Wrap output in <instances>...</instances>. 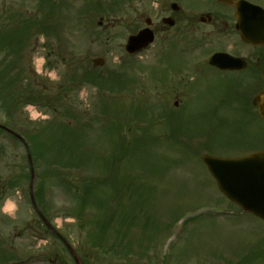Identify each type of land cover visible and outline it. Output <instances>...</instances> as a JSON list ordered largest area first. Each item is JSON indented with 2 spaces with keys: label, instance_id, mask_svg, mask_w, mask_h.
Segmentation results:
<instances>
[{
  "label": "rangeland",
  "instance_id": "374dc122",
  "mask_svg": "<svg viewBox=\"0 0 264 264\" xmlns=\"http://www.w3.org/2000/svg\"><path fill=\"white\" fill-rule=\"evenodd\" d=\"M51 1L59 7L52 20L42 0H0V29L13 26L9 20L19 16L24 23L40 18L43 26V34L32 29L15 54L0 46V70L13 63V73L21 74L11 76L19 78L16 91L5 90L9 110L0 109V124L21 135L37 133L40 127L41 136L48 139L61 136L60 123L80 122V152L89 153V168L80 170L64 169L61 163L66 159H56L55 154L43 156L35 189L38 185L49 221L69 233L85 264H264L263 222L226 200L201 161L204 154L238 158L264 150V121L253 120V110L241 105L238 96L234 100L233 92L219 85L209 67H194L209 47L191 41L193 29L185 21L173 30L163 28L159 3L152 0H126L122 13L114 16L88 10L97 2L107 5L116 0ZM122 2L118 0L119 7ZM194 3L204 5L203 0ZM148 17L157 26L156 42L129 59L127 39L136 27L146 26ZM226 46L239 49L232 40ZM96 58H103L105 65L94 66ZM40 65L42 75L36 74ZM111 73H117L132 92L116 95L84 83L86 75ZM23 93L32 95L42 121L32 123ZM42 94L52 106L42 105ZM118 127L121 151L117 143L113 149L105 131L117 138ZM97 154L104 158L100 170H93ZM26 156L21 143L0 132V249L6 255V260L0 255V264L15 262L22 229L16 218H33ZM109 157L116 164L102 169ZM101 178L107 183L96 185ZM88 185L94 193L79 220L76 189L84 197ZM7 204L12 209L4 216ZM80 226L93 236L98 227L108 229L104 232L110 236L104 234L96 243L103 250L94 248L88 236L86 241L79 237Z\"/></svg>",
  "mask_w": 264,
  "mask_h": 264
},
{
  "label": "flooded vegetation",
  "instance_id": "af4514ba",
  "mask_svg": "<svg viewBox=\"0 0 264 264\" xmlns=\"http://www.w3.org/2000/svg\"><path fill=\"white\" fill-rule=\"evenodd\" d=\"M184 1L161 0L163 28L173 30L185 21V24L193 29L191 41L199 44L210 42L208 43L209 50L200 56L203 62L197 65L206 69L209 67L217 75L216 81L220 86L236 94L239 103L243 104L245 108H251L255 114L253 120H263L253 102L258 94L264 93V47L251 46L242 41L241 34L237 31L234 6H214L211 4L213 0H206L207 4L198 5L193 0H189V4L186 5L187 14L184 15ZM245 1L264 8L262 0ZM168 21L174 26H167ZM151 24L154 32L157 33L155 22H151ZM230 40L238 43L239 49L227 47L226 42ZM36 45L37 42L35 48ZM248 49L252 51L247 52ZM214 53H227L242 59L246 67L242 70L223 71L211 66L208 59ZM4 219L10 221V219ZM40 226L43 228H36L34 224H31L29 228L18 231L15 264H76L68 243L70 241L69 233L63 229H45L43 224ZM76 247L75 245L76 253H78ZM79 259L81 264H85L82 252Z\"/></svg>",
  "mask_w": 264,
  "mask_h": 264
},
{
  "label": "water",
  "instance_id": "95a60500",
  "mask_svg": "<svg viewBox=\"0 0 264 264\" xmlns=\"http://www.w3.org/2000/svg\"><path fill=\"white\" fill-rule=\"evenodd\" d=\"M237 9L238 29L242 32L243 39L254 45L264 44V11L244 2L239 3ZM251 22L253 24H250ZM246 30H251L252 32L262 31L263 37L259 40L256 39V35L246 38L243 35ZM152 42L153 36L151 33L144 31L139 36L130 39L127 51L130 54L139 52ZM227 60L230 63L237 62L231 58ZM212 61L215 64L221 63L223 66L226 63L222 57L218 56ZM94 63L96 66L104 65L102 59H97ZM255 105L259 108L260 114L264 118V95L255 99ZM203 162L216 180L219 190L228 199L239 205L245 212L264 220V152L241 159H219L204 156ZM33 182L34 176L32 178V186Z\"/></svg>",
  "mask_w": 264,
  "mask_h": 264
},
{
  "label": "trees",
  "instance_id": "16d2710c",
  "mask_svg": "<svg viewBox=\"0 0 264 264\" xmlns=\"http://www.w3.org/2000/svg\"><path fill=\"white\" fill-rule=\"evenodd\" d=\"M44 2H45V0H42V3H44ZM15 31L16 32H15V34H13V39L11 40L10 43L14 42L15 38H17L18 36H21V33L19 30H15ZM115 74H117V73H114V74L111 73L107 77H98L96 75H86L85 76L86 79H84V83H86V81H87L90 85H94L96 87H99L103 91L106 90V91H110V92H123L124 90H127L128 87L126 86L125 82L119 80ZM12 79H13V81H11ZM17 79H19V78H17V77L12 78L11 76L6 75L4 72L0 71V109H1V111H3V109H5L6 111L9 110L8 102H7V100H5L3 98V95L5 93V90H9L11 92L16 91L15 87H17ZM121 82L124 83L123 86H121L119 84ZM43 94H44V92H43ZM43 94H42V96H43ZM30 95L28 96V99H29ZM22 97L25 98L26 94L23 93ZM30 101H32V99H30ZM41 102L43 105L45 104V102L49 105L48 102H50V100L48 97L43 96ZM52 105H53V103H50L49 106H52ZM5 116L10 117L8 115H5ZM70 118L72 119V117H70ZM59 125L61 127V132H58V134H60L61 136H57L56 134H53V137L45 139L44 137L46 134L44 136H41V134L44 131L41 129H39V131L37 133L33 132L32 134H26L25 135L27 140L31 143V148H32L31 152H32L33 158L35 159V163H40V162L43 163L44 162L43 156L45 158V157H49V155H51V154H55L56 159H60L61 161H64L66 159V161L61 163L64 165V166L61 165V167H64L66 169H68V168H78V169L89 168V159L88 160L86 159V154L89 155V153H85L83 151L85 154V155H83V153L80 152L81 151V146H80L81 138L78 137V134L81 132V126H82L80 124V122H75V125H71V124L66 123V122L64 124L60 123ZM115 127H112L110 129H113V131H114ZM120 128H122V127H118L116 130H118ZM105 131L108 132L110 144H112V146L114 147V145H116V143H117V148L119 147V149L121 151L122 143H123V141H121L123 139V136H121V131L118 130L115 133V134L119 135L117 138L114 137L113 135L110 136V133H111L110 130H105ZM45 132H46V130H45ZM41 139H43L42 144L40 143ZM113 149H116V147H114ZM75 155H77V157H75ZM96 157H97V159H94V163H95L96 167L91 168V169L100 170V168H101L100 160H103L104 157L100 154H97ZM59 164L60 163L57 162L55 165H59ZM103 164H105V167L102 169H106L109 166L113 167L116 164V159L109 157L106 160H104ZM99 166H100V168H99ZM96 180L94 179V180H90L88 182H94ZM98 180H100L101 182L97 181L96 185L105 182L104 179H102V178L98 179ZM105 183H107V182H105ZM91 186L92 185H88V186H85V188H83L84 189V197L80 196V191H79L80 188L76 189V190H78V194H79V195L78 194H76V195L79 196V198H80L79 204L81 205L80 209L77 212V214L79 215L77 218L79 220H82V218H81L82 216L80 214H83V212H85V205L84 204L88 203L89 198L94 193V190L91 188ZM36 196L39 198L41 196V192L39 189H37V191H36ZM93 203L96 204L95 206L99 205L98 200H96ZM81 228H84V227L81 226ZM100 228H102V226ZM100 228L98 227L97 236H93L92 234L89 233L88 237H89L93 247H99L100 249L103 250L104 246L96 244V243H97V241H100V242L103 241L104 234H106V236H110V235H109V233L107 234L104 232V230H106L108 232L107 228H105V229L102 228L101 230H100ZM107 239H108V237L106 238V240ZM106 240H105V244H108V246L110 247L111 244L107 243ZM119 243H121V240L118 238V244Z\"/></svg>",
  "mask_w": 264,
  "mask_h": 264
},
{
  "label": "bare ground",
  "instance_id": "6f19581e",
  "mask_svg": "<svg viewBox=\"0 0 264 264\" xmlns=\"http://www.w3.org/2000/svg\"><path fill=\"white\" fill-rule=\"evenodd\" d=\"M12 209V207L10 205L6 206V211H10Z\"/></svg>",
  "mask_w": 264,
  "mask_h": 264
}]
</instances>
